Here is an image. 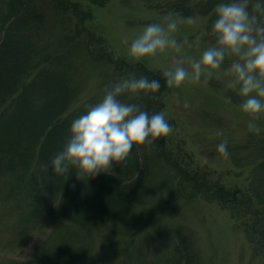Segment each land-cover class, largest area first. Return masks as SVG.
<instances>
[{"label":"rangeland","instance_id":"1","mask_svg":"<svg viewBox=\"0 0 264 264\" xmlns=\"http://www.w3.org/2000/svg\"><path fill=\"white\" fill-rule=\"evenodd\" d=\"M204 1L106 0L100 5L91 0H32L30 5L39 17L35 20L37 36L33 38L36 53L29 63L46 60L56 67L54 61L61 60L58 70L70 75L77 87V97L62 117L79 115L102 101L106 87L132 75L116 70L114 64L107 66L102 58L94 61L86 56L75 33L78 26L80 35L87 40L102 37L113 60L142 63L147 70L162 72L172 66L171 57L176 54L169 50L135 61L129 54L132 40L147 25L166 23L169 15L192 17L195 23L180 24L174 35L178 41L188 38L180 55L199 59L215 44L212 26L217 18L216 4L206 14L197 7ZM3 10L0 3V13ZM3 34L0 24V37ZM231 61L226 58L222 71L226 73ZM230 79L225 74L207 84L185 82L179 88L166 85L157 107L173 126L172 133L150 147L140 146L136 169L110 170L125 182L134 180L142 171L141 195L116 223L89 228L84 256L74 264H170L174 253L167 245L169 240L163 238L158 244L150 241L173 231L184 238L193 264H264L260 240L245 226L257 219L245 210H233L230 204L215 199L211 191L218 184L227 189L239 188L254 196L260 212L264 210V146L260 142L264 139V119L257 121L260 135L249 132L250 117L240 108L243 98L237 90L225 87ZM152 95L125 92L118 99L144 111ZM185 104L189 107L185 108ZM223 139L228 141L227 158L217 152ZM204 158L207 164L202 163ZM261 164L263 167L258 169ZM205 187H210L208 192ZM4 206L0 209V264H34L35 248L53 232V221L32 223L30 235L21 239L15 230L19 215L10 211L12 201ZM71 225L68 224L73 228ZM38 260L42 262L43 257L40 255ZM45 264L65 262L46 259Z\"/></svg>","mask_w":264,"mask_h":264},{"label":"trees","instance_id":"2","mask_svg":"<svg viewBox=\"0 0 264 264\" xmlns=\"http://www.w3.org/2000/svg\"><path fill=\"white\" fill-rule=\"evenodd\" d=\"M31 1L0 0L4 6L0 13L4 30L0 37V209L12 201L10 211L19 215L15 230L21 239L30 235L32 223L53 221V232L35 248L37 258L34 264H45L46 259L74 264L84 256L88 231L120 220L134 207V201L142 193L144 180L142 171L130 182L111 173H101L95 178L84 177L83 180L77 178L75 170L64 175L53 173L51 160L70 139L71 123L89 109L79 115L62 117L77 97L72 77L58 70L61 69V60L54 61L56 67L46 60L35 65L29 63L36 53L33 38L37 36L35 20L39 17L30 5ZM91 1L102 5L106 0ZM218 1L206 0L197 7L207 14ZM80 32L78 26L75 29L78 44L92 60L102 58L107 66L114 64L116 70L136 78L146 76L149 80H160L159 92L152 95L144 110L149 115L160 112L161 107L157 105L166 90L162 72L147 70L142 63L115 61L102 37L87 40ZM69 40L72 41L73 37L69 36ZM260 142L264 146V139ZM139 154V149L133 146L126 169L138 167ZM113 168L121 167L114 165ZM209 188L205 187L206 192ZM211 191L215 199L230 204L233 210H245L257 219L245 225L246 231L258 236L264 251V210H258L259 204L255 203L254 196L242 193L239 188L227 189L219 184ZM163 238L169 240L167 245L174 253L170 264H180L183 258L184 264H193L180 233L159 234L150 242L158 244ZM40 255L42 262L38 260Z\"/></svg>","mask_w":264,"mask_h":264},{"label":"clouds","instance_id":"3","mask_svg":"<svg viewBox=\"0 0 264 264\" xmlns=\"http://www.w3.org/2000/svg\"><path fill=\"white\" fill-rule=\"evenodd\" d=\"M214 12L217 17L212 26L215 44L204 50L199 59L180 55L188 38L178 41L174 35L180 24H193L195 20L172 15L165 17L166 23L147 25L132 40L129 54L139 61L173 51L176 55L171 57L172 66L162 70L169 88H179L185 82L207 84L213 78L222 79L225 74L232 77L225 87L238 91L243 98L240 108L250 117L249 132L260 135L257 121L264 119V0H221ZM125 43H128L126 38ZM226 58L232 61L225 73L222 65ZM160 88V80L134 75L106 87L102 101L71 123L70 139L51 160L53 173L64 175L75 170L81 180L111 173L114 165L121 169L128 166L133 146L136 150L140 146L150 147L168 137L173 126L163 112L149 115L138 105L118 99L125 92L154 95ZM227 146V139L217 145V152L225 158L229 156ZM202 163L207 164V158Z\"/></svg>","mask_w":264,"mask_h":264}]
</instances>
